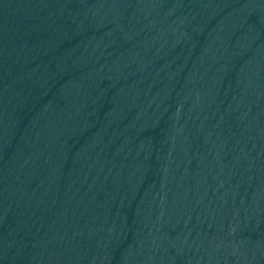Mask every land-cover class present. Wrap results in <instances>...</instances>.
I'll use <instances>...</instances> for the list:
<instances>
[{"label": "water", "instance_id": "water-1", "mask_svg": "<svg viewBox=\"0 0 264 264\" xmlns=\"http://www.w3.org/2000/svg\"><path fill=\"white\" fill-rule=\"evenodd\" d=\"M0 264H264V0H0Z\"/></svg>", "mask_w": 264, "mask_h": 264}]
</instances>
